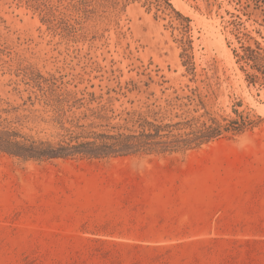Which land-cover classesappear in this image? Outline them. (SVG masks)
Listing matches in <instances>:
<instances>
[{"label": "rangeland", "instance_id": "1", "mask_svg": "<svg viewBox=\"0 0 264 264\" xmlns=\"http://www.w3.org/2000/svg\"><path fill=\"white\" fill-rule=\"evenodd\" d=\"M181 2L0 0L17 140L134 133L160 109L240 129L186 153H0V264H264V60L243 59L264 58V0Z\"/></svg>", "mask_w": 264, "mask_h": 264}, {"label": "trees", "instance_id": "2", "mask_svg": "<svg viewBox=\"0 0 264 264\" xmlns=\"http://www.w3.org/2000/svg\"><path fill=\"white\" fill-rule=\"evenodd\" d=\"M243 59L257 63L264 60L251 48L244 49ZM252 65V66H256ZM152 119L138 115L136 123L140 131L134 133L98 134L90 133L91 141L82 143L31 142L17 140V134L3 128L0 120V153L24 160L69 159L85 156L93 159L131 155L186 153L223 135L224 132L238 131L234 121L221 124L211 119V124L194 126V120L172 123L164 122L162 110L150 112ZM246 126V125H244ZM190 129L189 131H185Z\"/></svg>", "mask_w": 264, "mask_h": 264}, {"label": "bare ground", "instance_id": "3", "mask_svg": "<svg viewBox=\"0 0 264 264\" xmlns=\"http://www.w3.org/2000/svg\"><path fill=\"white\" fill-rule=\"evenodd\" d=\"M180 1L181 0H174V2L178 5V6H180V4H182V2L180 3ZM184 4V3H183ZM202 25H204V26H206V23L205 22H202ZM207 27V26H206ZM205 27V28H206ZM218 41V40H217ZM219 42H220V44H219V47H220V49L222 48L223 50H224V52L225 53H227V48H226V45H225V43H224V40H219ZM219 42H217V43H219ZM221 49V50H222Z\"/></svg>", "mask_w": 264, "mask_h": 264}]
</instances>
